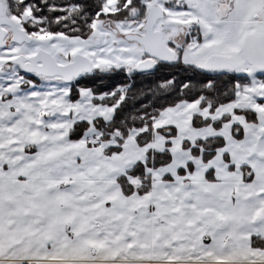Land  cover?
<instances>
[{"label": "snow or ice", "instance_id": "6c2138e0", "mask_svg": "<svg viewBox=\"0 0 264 264\" xmlns=\"http://www.w3.org/2000/svg\"><path fill=\"white\" fill-rule=\"evenodd\" d=\"M0 264H264V0H0Z\"/></svg>", "mask_w": 264, "mask_h": 264}]
</instances>
